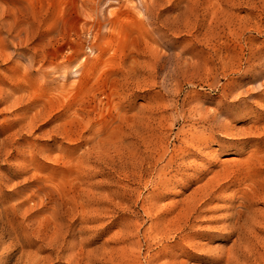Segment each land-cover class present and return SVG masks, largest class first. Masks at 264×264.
I'll return each mask as SVG.
<instances>
[{
    "label": "rangeland",
    "instance_id": "obj_1",
    "mask_svg": "<svg viewBox=\"0 0 264 264\" xmlns=\"http://www.w3.org/2000/svg\"><path fill=\"white\" fill-rule=\"evenodd\" d=\"M107 1L0 0L8 264H262L264 0Z\"/></svg>",
    "mask_w": 264,
    "mask_h": 264
},
{
    "label": "bare ground",
    "instance_id": "obj_2",
    "mask_svg": "<svg viewBox=\"0 0 264 264\" xmlns=\"http://www.w3.org/2000/svg\"><path fill=\"white\" fill-rule=\"evenodd\" d=\"M2 215H3V213H2ZM58 218V217H57ZM1 222H4V221H0V223ZM57 222H60V221H57ZM56 223V222H55ZM56 225V224H55ZM58 225V224H57ZM2 227V226H1ZM56 228V227H55ZM2 228H0V242H1V240H2V238H4V235H5V232L3 231V230H1ZM57 229V228H56ZM58 230H59V228H58ZM60 233L62 232V231H59ZM54 233V232H53ZM56 233V232H55ZM58 235H62V234H58L57 233V235H56V237L58 236ZM66 235V234H65ZM69 235V234H68ZM54 238H55V235H54ZM62 238H63V236H62ZM62 238H60V239H62ZM37 239V238H36ZM57 239H59V238H57ZM57 239H55V241L57 240ZM49 240H51V241H53L54 239H50L49 238ZM42 241V240H41ZM59 241V240H58ZM238 241H241L240 240V238H239V240ZM57 242V241H56ZM56 242H54V245H55V243ZM237 242V241H236ZM2 243H3V241H2ZM47 243V242H46ZM50 243V242H49ZM48 243V244H49ZM243 243V242H242ZM53 244V243H52ZM4 245V244H3ZM60 245H61V243H60ZM239 245V244H238ZM2 246V245H1ZM51 246V245H50ZM53 246V245H52ZM70 246V245H69ZM22 247H23V245H22ZM58 247V246H57ZM61 247V246H60ZM83 247V246H82ZM2 248V247H1ZM7 248V247H6ZM47 248H49V247H47ZM46 248V249H47ZM8 249V248H7ZM7 249H4V248H2V249H0V264H8L11 260H12V257H13V255H14V251H12V250H10V251H8ZM41 249V248H40ZM55 249V248H54ZM27 250V249H26ZM42 250V249H41ZM238 250H239V252L241 253V255H246L247 254V247H245V245L244 244H240V246L238 247ZM23 251V250H22ZM24 251H25V249H24ZM37 252H38V250H37ZM36 252V253H37ZM235 252V251H234ZM30 253V252H29ZM28 253V254H29ZM233 253V252H232ZM57 254V253H56ZM55 254V255H56ZM229 254V253H228ZM27 255V254H26ZM30 255V254H29ZM231 255V254H230ZM233 255H235V254H233ZM263 256H261V259H262V262L264 263V254H262ZM23 257V255H22V253H21V255H20V257ZM53 256V255H52ZM18 257V256H17ZM36 257V256H35ZM34 257V258H35ZM230 257V256H229ZM233 258L235 257V256H232ZM241 257V256H240ZM31 257L29 256V259H30ZM36 258H38V257H36ZM41 258V257H40ZM50 258V257H49ZM83 258V257H82ZM22 259H25L24 261H22ZM53 259V258H52ZM69 259V258H68ZM228 259V258H227ZM226 259V260H227ZM20 260H21V264H34L33 262H35V261H37V259L35 260V261H33L32 263H30V261L28 260V256L25 258V257H23V258H20ZM33 260V259H32ZM44 260H46V259H44ZM44 260H43V262H44ZM90 260V259H89ZM88 260V261H89ZM39 261V260H38ZM47 261V260H46ZM228 261V260H227ZM226 261V262H227ZM230 261H232V259L230 258ZM20 262V261H19ZM229 262V261H228ZM227 262V263H228ZM239 262V261H238ZM44 263H46V262H44ZM262 263V264H263ZM17 264H20V263H17ZM38 264V263H37ZM51 264V263H50Z\"/></svg>",
    "mask_w": 264,
    "mask_h": 264
},
{
    "label": "built area",
    "instance_id": "obj_3",
    "mask_svg": "<svg viewBox=\"0 0 264 264\" xmlns=\"http://www.w3.org/2000/svg\"><path fill=\"white\" fill-rule=\"evenodd\" d=\"M105 3H107V4H108V1H107V0H105Z\"/></svg>",
    "mask_w": 264,
    "mask_h": 264
}]
</instances>
